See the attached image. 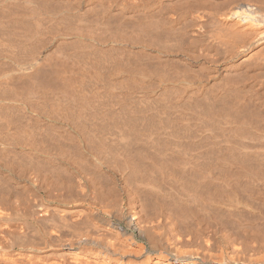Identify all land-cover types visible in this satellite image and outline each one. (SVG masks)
Listing matches in <instances>:
<instances>
[{
  "label": "bare ground",
  "instance_id": "bare-ground-1",
  "mask_svg": "<svg viewBox=\"0 0 264 264\" xmlns=\"http://www.w3.org/2000/svg\"><path fill=\"white\" fill-rule=\"evenodd\" d=\"M2 109L0 264H264V0H0Z\"/></svg>",
  "mask_w": 264,
  "mask_h": 264
},
{
  "label": "rangeland",
  "instance_id": "rangeland-1",
  "mask_svg": "<svg viewBox=\"0 0 264 264\" xmlns=\"http://www.w3.org/2000/svg\"><path fill=\"white\" fill-rule=\"evenodd\" d=\"M9 92L14 93V90H13V91L10 90ZM18 92H19V91H18ZM18 92H16V90H15V93H18ZM15 93H14V94H15ZM106 98H109V97H105V99H106ZM105 99H104V101H106ZM43 107L45 108V106H42V105H41V109H40V108H38V109H39V110H42ZM47 108H50V109H51L50 106H48ZM55 108H56V112L58 113V111H57V107H55ZM50 109H49V113H50L51 111H52V113H53V112H54V110H53L54 107L52 108L51 111H50ZM3 110H4V109L0 110V114L2 115L3 118H4V116H5V120L7 119L6 123L9 124V122L12 121L13 119H14L13 121H15V122H17L16 120L19 121V118L16 117V116H18V113H19L18 111H17V113H16V111H14V110H12V109H7L8 111H10L9 114H10L11 116H13V117L11 118V120L9 121L8 119H9L11 116H9V114L6 113V112H7L6 109H5L4 111H3ZM43 110H44V109H43ZM60 112H61V111H60ZM60 112H59L58 114H61V113L64 112V111L62 110V112H61V113H60ZM5 113H6V114H5ZM41 113H45V110H44L43 112L41 111ZM49 113H48V116H50V114H51V113H50V114H49ZM3 115H4V116H3ZM7 115H8V118H6ZM53 115L55 116L56 114H55V113H54V114H51V116L53 117V119H51V118H52L51 116H50V119L53 120L54 123H56V122L59 121V120H57V119H56V116L54 117ZM60 116H61V115H60ZM62 116H64V115H62ZM18 117H20V113H19V116H18ZM21 117H23V116H21ZM16 118H17V119H16ZM54 118H55V119H54ZM24 119H26V118H24ZM24 119H22V120L24 121ZM27 119H28V121L30 120L29 118H27ZM20 120H21V118H20ZM22 120H21V121H22ZM56 120H57V121H56ZM8 121H9V122H8ZM13 121H12L11 125H12L13 123H15V122H13ZM23 121H22V122H23ZM30 121H31V120H30ZM30 121H29V122H30ZM31 122H32V121H31ZM31 122H30V124H31L30 127L33 125V123H31ZM18 123H19L20 125H19ZM26 123H27V122H26V120H25V123H24L25 126H24V127H27V126H26ZM16 125H17V127H21V122H17ZM18 125H19V126H18ZM27 125H29V123H28ZM6 126H7V125H6ZM14 126H15V125H14ZM89 126H90V125H88V124L86 125V127H89ZM91 126H92V125H91ZM91 126H90V127H91ZM101 126L103 127V124H101ZM0 127H2V126H0ZM7 127H8V126H7ZM11 127H13V125H12ZM15 127H16V126H15ZM28 127H29V126H28ZM92 127H94V126H92ZM99 127H100V126H99ZM104 127H107V125L104 124Z\"/></svg>",
  "mask_w": 264,
  "mask_h": 264
}]
</instances>
